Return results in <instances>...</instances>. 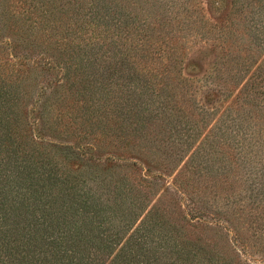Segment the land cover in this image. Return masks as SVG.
<instances>
[{"label":"trees","instance_id":"1","mask_svg":"<svg viewBox=\"0 0 264 264\" xmlns=\"http://www.w3.org/2000/svg\"><path fill=\"white\" fill-rule=\"evenodd\" d=\"M100 2L0 0V264H254L228 221L180 206L173 217L154 205L156 185L179 165L192 137L184 121L171 119L188 90L168 76L169 65L136 62L128 42L110 49L107 18L91 16ZM229 2L234 16L264 33V0ZM72 6H79V30L90 28L84 33L73 27ZM58 89L72 97L64 130L67 96ZM51 95L59 110L53 120L44 112L52 103L39 109ZM162 126L172 136L153 143ZM171 138L177 147L167 145ZM152 144L166 148L153 147L145 159ZM78 156L95 168L65 164L81 166ZM180 186L172 181L163 191L179 201Z\"/></svg>","mask_w":264,"mask_h":264},{"label":"rangeland","instance_id":"2","mask_svg":"<svg viewBox=\"0 0 264 264\" xmlns=\"http://www.w3.org/2000/svg\"><path fill=\"white\" fill-rule=\"evenodd\" d=\"M79 1L86 4L89 0ZM100 1L101 8L93 10L91 16L102 15L108 20L104 43L111 42L110 49H121V44L128 42L138 54L136 62L153 68L159 63L160 67L169 65L168 76L176 83L183 82L188 90V100L184 104L185 97L176 104L179 111L171 119L179 120L181 126L184 121L183 127H188L186 133L193 139L180 151L179 165L168 169L166 180L156 185L153 199L160 194L154 205L165 206L173 217L180 206L182 212L198 208L216 220L228 221L245 257L254 264H264V33L255 31L257 27L252 19L246 21L245 15L241 19L234 16L230 0L221 4L212 0ZM78 8L72 6L73 27L84 33L90 28L79 30L82 17ZM113 32L117 33L111 36ZM163 69L156 71L166 73ZM28 75V88L35 91L34 73ZM209 88L216 91L205 97ZM56 94L67 96L60 107L66 111L59 126L64 130L70 111L66 104L72 97L62 89ZM33 100L26 104L31 106ZM55 102L51 95L39 104L43 111L52 103L50 114L44 111L51 120L59 111ZM73 126L80 130V120ZM166 130L163 126L156 129L153 143L171 137ZM172 141L169 139L167 145L177 147V140L175 145ZM183 142L187 144L185 137ZM153 147L166 148L152 144L145 159L153 158ZM78 157L81 166L73 159L65 164L76 171L95 168L85 157ZM172 181H181L184 195L179 201L171 189L163 191Z\"/></svg>","mask_w":264,"mask_h":264}]
</instances>
